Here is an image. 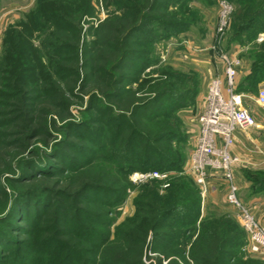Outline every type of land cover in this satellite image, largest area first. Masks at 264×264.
<instances>
[{"label": "trees", "instance_id": "trees-1", "mask_svg": "<svg viewBox=\"0 0 264 264\" xmlns=\"http://www.w3.org/2000/svg\"><path fill=\"white\" fill-rule=\"evenodd\" d=\"M191 1L113 0L123 14L116 18L126 21L119 29L107 18L98 27L107 28L103 35L90 27L88 41L81 21L93 16L92 0H36L25 25L43 35L37 45L29 41L28 31L14 25L5 30L0 106L8 109L0 118V264H145L142 254L149 244L172 257L170 264H188L187 259L195 264H264L240 259L245 231L225 214L214 216L208 208L203 213L201 190L182 171V134L174 120L185 99H193L196 76L171 70L151 86V98L137 99L128 87L157 63L155 43L190 30L195 21ZM228 1L233 13L226 47L239 45V57L250 61V72L235 91L255 95L264 81V39L259 40L264 0ZM111 27L116 35L108 31ZM98 47L118 51L112 67L123 72L113 80L105 72L112 76L106 90L90 93L78 121L69 118L66 102L62 117L53 111L62 89L47 68L71 59L77 64L80 48L88 54ZM31 69L44 82L33 79L21 88ZM53 72L66 80L77 69L63 64ZM30 141L40 146L30 148ZM136 171L174 174L137 186L129 178ZM244 174L252 184L250 194L264 192V171ZM129 190L137 193L135 212L115 225L112 215Z\"/></svg>", "mask_w": 264, "mask_h": 264}, {"label": "rangeland", "instance_id": "rangeland-1", "mask_svg": "<svg viewBox=\"0 0 264 264\" xmlns=\"http://www.w3.org/2000/svg\"><path fill=\"white\" fill-rule=\"evenodd\" d=\"M113 0H92L94 4L93 8V16H86L84 15L83 20L81 21L82 31L84 33V38L86 40H90L93 35H90L91 29L90 27L97 29L98 27L101 28V25L105 22L108 18L112 19L111 23L113 27H118L120 29V24H124L126 21L125 19H121L118 21L116 17H120L122 12L121 10L116 9L115 5L112 4ZM36 0H0V57L2 55V50L5 47V43L3 44V36L5 30L11 25L16 26L18 29L22 31H28L27 36L30 37L29 41H31L34 45L39 43L41 39L39 31H32L28 30L25 21L27 18V14L30 10H32L35 6ZM144 6V1L142 2ZM141 5V6H142ZM191 11H193L195 21L194 24L191 25L190 30L185 33H181L177 37H171L162 42L155 43V50L154 56H157V63L155 65L149 66L142 72L140 76H138V80L136 83L130 84L128 87L135 89V98L143 99V98H151L153 96L150 93L154 83L156 80L165 79L167 75L170 74L169 71L172 72H180L183 73L185 76H196L195 80L197 81L195 86V92L192 95L193 99L187 98L186 105L183 109L177 112V121L174 120L179 125V132L182 134L180 138V142L178 145V151L184 157V162L182 165V171L190 176L192 180L195 181L197 184L194 175L188 170V163L190 159V154L194 148V143L197 134V116L202 110L203 107V100L204 94L207 87V80L205 79V72L203 71V65L207 64L206 61L210 60V63H214V58L216 57L215 53H213L212 49L209 47L212 44L211 41V34L215 25L217 23L218 17V0H192L190 2ZM233 7V5H232ZM142 9L145 8L141 7ZM140 12L134 11L131 13L130 19H134ZM233 13V10H232ZM123 15V14H122ZM232 14L230 17L229 27L226 30L222 43L220 47L223 50L229 52L230 48L227 49L226 47V38L228 35V31L231 27ZM108 26V25H107ZM109 27V26H108ZM112 28V30H108L109 32L116 33V28ZM99 35H103L102 30L107 29H99ZM122 31V30H121ZM102 32V33H101ZM189 33L190 39L187 37ZM116 35V34H115ZM264 34H262L263 36ZM96 36V35H94ZM106 37V36H105ZM95 38V37H94ZM97 38V37H96ZM261 38V37H260ZM62 39H65L62 37ZM260 40V39H259ZM80 41V40H79ZM80 42L79 45H81ZM18 45V43H16ZM91 51H88V54L84 51H78V63L76 64L73 59L67 60L66 62L60 61L59 63H52L53 67L47 68V72L50 71V79L55 81V84H59V88L62 89V97H57L54 100L53 104V111L55 112H62L61 116L63 117V102H66L67 108L70 111V119L74 121H78L81 118V110L85 107L86 101L92 91H97L99 89L106 90V85L110 81V74L107 76L105 72H111L113 74V79L120 76L123 72L117 68L112 67L115 62L118 61L119 53L118 51H102L100 47L94 49L90 48ZM230 54V52H229ZM73 57V55H71ZM204 56H208V58L204 59ZM104 58H106L104 60ZM34 62V60H33ZM67 65L71 66L75 70L77 69L76 75H71L66 80H63V77L54 76V68L60 65ZM90 66V67H89ZM33 68V67H32ZM37 69V68H36ZM36 69H31L30 73L27 74L28 78L22 80L20 87L25 88L27 86L28 81L30 80H38V82L42 83L43 77L37 76L35 74ZM33 73V75L31 74ZM101 73H103L102 76ZM100 74V75H99ZM207 74V73H206ZM134 75V74H133ZM135 77V75L133 76ZM207 77V76H206ZM62 78V79H61ZM72 80L74 81L72 83ZM145 80V81H144ZM164 83L160 84V87L163 86ZM74 93V95H73ZM81 97V98H80ZM8 109L7 106H0V118H2L4 111ZM57 116V115H56ZM55 115L52 116L53 118H57ZM60 116V113L58 117ZM179 121V122H178ZM10 128V127H8ZM17 129H15L16 131ZM12 138V137H10ZM29 147L32 148L34 145H39V141H30ZM42 148V147H39ZM23 155H29L28 152H24ZM15 157L14 160H16ZM150 172V171H146ZM136 173L140 172H133L130 175V181L134 185H141L147 182L150 179L144 181H134V176ZM168 175L174 174V172H162ZM159 179V178H154ZM159 179V180H165ZM199 186V184H197ZM166 186V185H165ZM163 186V187H165ZM163 189V188H162ZM200 189V186H199ZM163 192V191H162ZM136 192L134 190H129L128 195L124 203L118 207L117 212L112 215L114 217V224H118L123 221L126 217H131L135 212L134 206V197L136 196ZM203 203V213L205 211H209L210 214L220 217L221 214H225L226 216L230 217L233 224H235L238 228H242L240 222L236 215L233 214L232 208L229 206L227 210L222 209L219 205L216 204H206V198ZM208 208V209H207ZM207 209V210H206ZM244 236L246 239L245 244L241 247V255H239L241 260L250 261L255 259H259L264 262V254H253L248 250V242H247V234L244 232ZM191 239L192 236L189 234L185 239L186 242L188 239ZM149 242L150 241V238ZM147 239V240H148ZM148 242V243H149ZM157 245V243L155 242ZM186 252L188 251L189 245H186ZM220 248V247H219ZM185 252V253H186ZM187 254V253H186ZM211 260L215 261L218 258L214 252L210 255ZM220 256V255H219ZM172 258V257H171ZM169 257H164V255L155 252V249H152L151 245L149 244L147 249L142 254V259L145 264H170ZM236 257H232V261L236 262ZM188 264H195L190 259H187ZM217 260L216 264H219ZM222 261H220L221 263ZM186 264V263H184Z\"/></svg>", "mask_w": 264, "mask_h": 264}, {"label": "built area", "instance_id": "built-area-1", "mask_svg": "<svg viewBox=\"0 0 264 264\" xmlns=\"http://www.w3.org/2000/svg\"><path fill=\"white\" fill-rule=\"evenodd\" d=\"M232 10L228 0H218L217 23L211 34L212 44L209 48L215 53V64L222 69L223 76L214 75L207 83L203 107L197 116L198 128L188 170L200 186L203 202L209 189L208 170L221 174L226 189L225 201L235 211L247 234L249 252L264 254V227L238 196V186L234 179V168L238 160L230 151L234 131L254 124L252 115L243 106V94L235 91L240 60L220 47L229 27ZM257 102L264 104V87L258 91ZM166 177V173L150 171L136 173L133 180L136 182Z\"/></svg>", "mask_w": 264, "mask_h": 264}, {"label": "crops", "instance_id": "crops-1", "mask_svg": "<svg viewBox=\"0 0 264 264\" xmlns=\"http://www.w3.org/2000/svg\"><path fill=\"white\" fill-rule=\"evenodd\" d=\"M187 37L190 35L186 33ZM260 40L264 35H260ZM190 39V37H188ZM242 48L239 45L230 47V55L238 60L236 84L250 72V61L244 57H239ZM208 56H204V59ZM203 65L205 79L207 83L210 77L214 75L223 76L222 69L214 63ZM207 73V74H206ZM207 76V77H206ZM264 87V81L258 84V91ZM257 94H243V106L252 115L254 124L237 128L234 131L231 154L237 158V164L234 168V179L238 186V196L251 210L254 217L264 227V192L259 194H250L251 181L245 176V171H264V104L257 102ZM204 97V96H203ZM209 189L206 195V204H216L222 209L227 210L229 205L225 201L226 189L222 183L221 174L208 170ZM205 201V200H204ZM235 215V211H233Z\"/></svg>", "mask_w": 264, "mask_h": 264}]
</instances>
